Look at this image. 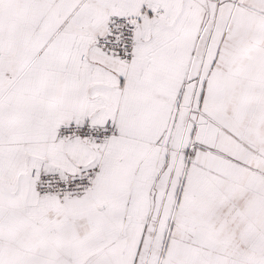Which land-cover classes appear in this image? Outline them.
<instances>
[{
    "label": "snow or ice",
    "instance_id": "6c2138e0",
    "mask_svg": "<svg viewBox=\"0 0 264 264\" xmlns=\"http://www.w3.org/2000/svg\"><path fill=\"white\" fill-rule=\"evenodd\" d=\"M0 264H264V0H0Z\"/></svg>",
    "mask_w": 264,
    "mask_h": 264
}]
</instances>
